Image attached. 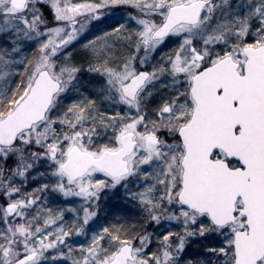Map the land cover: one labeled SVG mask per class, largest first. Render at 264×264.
Wrapping results in <instances>:
<instances>
[{
	"label": "snow or ice",
	"instance_id": "1",
	"mask_svg": "<svg viewBox=\"0 0 264 264\" xmlns=\"http://www.w3.org/2000/svg\"><path fill=\"white\" fill-rule=\"evenodd\" d=\"M0 264H264V0H0Z\"/></svg>",
	"mask_w": 264,
	"mask_h": 264
}]
</instances>
